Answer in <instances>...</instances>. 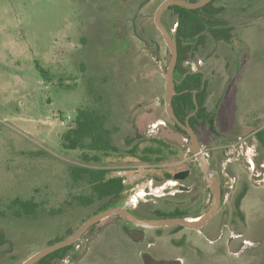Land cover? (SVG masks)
Segmentation results:
<instances>
[{
  "label": "rangeland",
  "instance_id": "obj_1",
  "mask_svg": "<svg viewBox=\"0 0 264 264\" xmlns=\"http://www.w3.org/2000/svg\"><path fill=\"white\" fill-rule=\"evenodd\" d=\"M161 1L0 0V264H20L99 210L101 201L77 202L89 189L74 183L71 165L125 172V200L132 206L147 198L154 173L184 167L191 159L174 146L158 162L125 152L135 142L141 148L158 138L148 130L163 114L170 56L153 26ZM215 5L221 18L237 25L229 41L207 36L204 49L208 104H218L214 126L246 141L252 162L264 164V149L254 136L264 127V0ZM98 91L112 110L119 150L88 162L82 150L64 149L59 135L73 124L78 108L97 103ZM258 172L246 161L236 165L233 198L200 230L110 224L75 264H264V176L258 179ZM152 192L172 197L165 188ZM14 197L36 201L35 215L15 216L7 206ZM104 220L77 241L78 252ZM73 259L65 258L69 264Z\"/></svg>",
  "mask_w": 264,
  "mask_h": 264
},
{
  "label": "trees",
  "instance_id": "obj_2",
  "mask_svg": "<svg viewBox=\"0 0 264 264\" xmlns=\"http://www.w3.org/2000/svg\"><path fill=\"white\" fill-rule=\"evenodd\" d=\"M215 2L216 0H211L206 5L195 9H188L179 5H171L167 8L176 15L178 22L176 33L178 55L174 68L175 90L177 93L173 95L172 106L178 119L184 120L195 108L191 90L197 89L196 100L200 109L195 115L189 117L190 123L193 119H202L201 103L202 98L207 93V80L204 82V88L200 89L203 84L202 74L189 72L187 69L185 62L189 50L194 46V43H202L206 36L216 41H229L233 36V24L229 20L219 17L221 7L215 5ZM36 66L44 76H47L48 72L43 67L38 63H36ZM182 90L183 92H181ZM94 100L97 102L95 105L78 108L73 118V124L66 127L59 135L60 144L64 149L82 150L81 157L88 162L99 161L100 154L119 150L113 140L116 126L111 124L109 118L112 110L108 107V100L99 91L98 97ZM254 136L264 149V127L258 129ZM149 140L150 143L141 148L139 143L135 142L125 152L130 155H137L143 162H158L165 157L166 151L172 153L170 145L163 139L150 138ZM128 143L130 142L128 141ZM69 172L74 183L84 184L89 189L88 195H77L75 197L80 205L88 206L95 201H101L100 210L115 205L122 198L125 184L119 176L108 177L107 174L110 172L108 168L71 165ZM7 206L15 216H34L39 205L32 198L14 197ZM164 216L187 215L181 209L176 208L167 213L157 214V217ZM94 226L87 232H90ZM173 228L180 229L182 227L176 226ZM72 231L73 229L68 230L65 236ZM62 237H56L50 240L49 243ZM76 243L49 253L36 264H57L68 256L75 258L79 253L75 249Z\"/></svg>",
  "mask_w": 264,
  "mask_h": 264
},
{
  "label": "flooded vegetation",
  "instance_id": "obj_3",
  "mask_svg": "<svg viewBox=\"0 0 264 264\" xmlns=\"http://www.w3.org/2000/svg\"><path fill=\"white\" fill-rule=\"evenodd\" d=\"M166 11L169 12L166 13ZM255 16H259V15H255ZM174 19L176 20L175 25L176 24L178 25L177 17L176 15L173 14L172 11L166 9L162 13V21L169 30H171L169 23ZM231 23L233 24L234 27L235 25H237L236 21H233ZM153 26L155 27V30L158 33H160V30L156 27V25L154 24ZM214 41L219 42L216 40ZM207 45H208L207 36L204 38V41L202 43H194V46L189 50V55L185 62V65L189 70V72L202 74L203 84L201 85L200 89L204 88V82L206 80V72L203 65H204V58L207 56V54L204 53V49ZM211 54L212 53H210V55ZM210 55L208 54V56ZM198 69L200 71H198ZM203 78L205 79L203 80ZM191 91L194 100V92L196 99L197 89H193ZM181 92H183V90ZM208 93L209 92L207 86V93L202 98V103H201V114L203 121L201 118H196L193 119L191 123L189 122V117L195 115V113L200 109L198 103L196 105L195 100H194L195 103L194 110L191 111L185 117L184 120L179 119L182 123L192 128L196 137L195 145L192 142L191 137L187 132V130L181 127L177 122H175L172 118H170L167 115L165 111V107L162 110L163 114L158 119L162 120L165 124L170 126L173 129V131L179 133L182 136L183 143H178L175 140H166L159 136L158 138H161L165 142H167L170 145L171 149H172L171 146H174L175 148H178L181 151L189 152L191 159H189L188 163L184 167L177 169L165 168L160 173H154L151 176L148 185H146L145 187L146 192L144 193V195H146L147 198L145 200H141V201L136 200L135 202H132V206L128 208V210L131 211L132 213L146 215L150 217H157V214L159 213H167L168 211L167 212L163 211L162 207L169 205V206H173V209L176 208L181 209L183 212H185L187 216L196 217L202 214L208 208L212 200V193L203 176V172L199 165V160L195 156L192 149L190 148L191 146L197 147L201 155L207 159L210 168L214 172H216L217 177L220 180L221 208L219 209L218 212L223 210V208L230 202L231 198H233V194L235 191L234 183L237 182L234 175V167H236V165H241L246 161L251 164V168L253 170L256 171L258 169L259 172L256 174L257 178L258 179L263 178L264 164L252 162L250 156L253 157L254 153L251 151V148L246 143V141L241 140L240 138L237 137H227L225 136L224 133L220 132L214 126L218 104L216 103L212 106H209ZM111 115L112 113L109 116L110 121L112 120ZM186 119L188 123L185 122ZM210 119L213 120V129H211L209 125ZM205 126L208 132L206 134H205V130L203 131ZM170 182H172V184ZM124 184L126 189V186L129 183L125 182ZM155 187L165 188L166 194H170L172 196L171 198L174 199H171L170 197H161V195L155 194L154 192H152V189ZM133 188L131 187L130 189L134 190ZM125 189L123 191L122 198L116 204H119L120 202L123 204L129 203L127 200H125V196H126ZM169 189H173V191L168 192ZM245 190L246 188H243L242 192L239 194L237 198V205L239 202V197L245 192ZM111 220H116L117 223L115 224H119V225H121L123 221L126 222L128 221L124 216L114 215L106 218L102 224Z\"/></svg>",
  "mask_w": 264,
  "mask_h": 264
},
{
  "label": "water",
  "instance_id": "obj_4",
  "mask_svg": "<svg viewBox=\"0 0 264 264\" xmlns=\"http://www.w3.org/2000/svg\"><path fill=\"white\" fill-rule=\"evenodd\" d=\"M211 0H162L153 12V21L156 27L160 30L161 36L164 39L168 50H169V61L163 73L164 77V107L167 115L172 118L175 122H177L181 127L185 128L189 133L192 142L194 145L196 144V137L195 134L190 126L185 125L182 123L174 114L173 106H172V98L173 95L176 93L175 90V79H174V68L177 62V24L174 26L172 30H169L162 21V13L171 5H179L188 9H195L200 8L206 5ZM259 16H251L246 20H254L257 19ZM239 21V23L243 22ZM199 67V66H198ZM198 71H200L198 69ZM205 78H203L204 80ZM194 100L197 105L195 99V92H194ZM188 123L187 119L185 121ZM210 128L213 129V120H209ZM149 135H157L162 137L166 140H175L178 143H183L182 136L173 131V129L165 124L162 120H159L152 124L148 130ZM194 152L195 156L199 160V165L203 172V176L208 184L209 189L212 193V200L208 208L200 215L196 217H188V216H164V217H139L128 210L131 205L127 203H119L115 205H111L106 207L105 209H100L91 216H89L84 221L80 222L73 231L65 236L62 237L52 243H48L47 245L41 247L33 254L25 258L20 264H36L41 258L45 257L49 253L58 250L60 248L66 247L77 242L93 225L98 223L99 221L106 219L110 216L114 215H121L124 216L128 221L132 224L142 227V228H169V227H176L180 226L183 228L199 230L202 226L207 224L219 211L221 208V189H220V180L217 177L216 172H214L207 161L204 158L200 151L197 149L196 146L190 147ZM117 223L116 220L107 221L102 224L92 235L87 237L83 249L76 255L73 259L72 263H77L83 256L87 253L90 243L110 224ZM59 264H69V262L65 259L61 260Z\"/></svg>",
  "mask_w": 264,
  "mask_h": 264
},
{
  "label": "built area",
  "instance_id": "obj_5",
  "mask_svg": "<svg viewBox=\"0 0 264 264\" xmlns=\"http://www.w3.org/2000/svg\"><path fill=\"white\" fill-rule=\"evenodd\" d=\"M68 119H70V116H67V118L64 119V122H66ZM107 176L108 177L119 176L122 178V181L125 183L128 175H126L125 172L122 173V172L117 171V173H115L113 171H110V173H108Z\"/></svg>",
  "mask_w": 264,
  "mask_h": 264
}]
</instances>
